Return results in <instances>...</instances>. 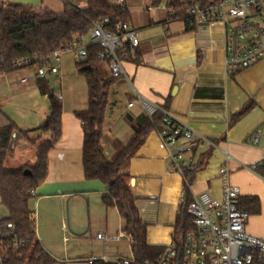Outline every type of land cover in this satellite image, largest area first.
<instances>
[{"label":"crops","instance_id":"obj_1","mask_svg":"<svg viewBox=\"0 0 264 264\" xmlns=\"http://www.w3.org/2000/svg\"><path fill=\"white\" fill-rule=\"evenodd\" d=\"M0 1L58 13L69 6L87 7L85 0ZM159 4L160 0H126L129 22L140 44L136 55L124 61L125 74L113 79L108 88L104 154L113 159L136 129L147 124L148 115L137 101L140 93L206 138L179 142L195 146L181 153L182 161L202 163L187 191L186 179L172 167L170 152L178 149L164 145L157 127L149 130L125 167L140 218L147 226V243L163 248L183 241L177 229L182 209L201 192L222 198L224 181L219 170L227 161L229 181L238 187L240 207L247 213L246 229L264 237V176L256 170L264 161V58L229 73L223 24L196 22L189 28L184 20L170 19ZM78 61L74 52H66L60 72L41 77L61 99L62 123L61 135L48 151L47 174L30 201L36 237L55 259L51 264L83 260L120 264V259H134L132 238L124 231L119 210L103 203L107 185L84 174V129L77 112L89 106V86ZM98 67L104 77H111L107 61ZM35 74V66L0 72V128L15 126L4 158L7 168L35 165L38 144L51 136L41 128L50 114V100ZM25 76L28 81L22 80ZM248 104L251 109L234 119ZM256 132L260 138L253 143L251 136ZM8 216L0 195V222ZM98 233H123V237L104 240Z\"/></svg>","mask_w":264,"mask_h":264},{"label":"trees","instance_id":"obj_2","mask_svg":"<svg viewBox=\"0 0 264 264\" xmlns=\"http://www.w3.org/2000/svg\"><path fill=\"white\" fill-rule=\"evenodd\" d=\"M86 8L69 6L63 12L49 9L36 10L33 7L18 3L0 1V63L1 71L12 69L13 61L35 52L52 57L57 52L75 41L83 40L90 33L93 24L99 18L109 17L108 27L115 29L119 23L129 22L126 8L113 3L112 0H85ZM213 0H167L173 8L170 19L184 20L189 28L194 27L195 20L185 14L187 6L207 4ZM103 48L97 44H88L85 59L78 61V68L84 74L89 86V106L77 112L83 121L84 144L83 165L84 174L88 179H98L107 185L102 196L106 207H116L124 221V231L132 238L133 263L142 264L154 261L165 247H155L147 243V226L140 218L136 207V197L128 183V174L124 171L129 160L144 143L152 127H157L162 120L158 112L149 117L142 128L136 129L131 141L122 147L111 160L106 158L102 146L103 123L108 102V88L113 77H104L98 63ZM39 86L50 100V114L42 126L44 134H50V139L38 144V158L33 166L7 168L4 158L8 151L14 124L0 128V195L2 202L9 211V216L0 222V226L11 222L14 230L9 235L0 237V264H51L55 259L44 249L36 237V225L30 201L34 189L44 180L48 168V151L61 135L62 102L48 86L47 80L39 79ZM252 107L248 104L234 117L237 119L246 114ZM193 146L192 149H194ZM202 166L191 162L185 167L187 185L193 182L195 171ZM28 170L29 172H26ZM258 173L264 176V162L256 167ZM182 209L178 219L179 233L185 238L188 230L194 228L193 216L188 212V206ZM183 238V241H184ZM182 242H175L182 250ZM24 245H21V244ZM102 264V263H101Z\"/></svg>","mask_w":264,"mask_h":264},{"label":"built area","instance_id":"obj_3","mask_svg":"<svg viewBox=\"0 0 264 264\" xmlns=\"http://www.w3.org/2000/svg\"><path fill=\"white\" fill-rule=\"evenodd\" d=\"M126 8V0H112ZM160 7L169 15L174 11L167 0H160ZM185 14L196 22H219L225 27V65L229 73L249 68L264 58V0H213L207 4L186 7ZM109 17L99 18L90 31L89 44L103 48L100 59L107 61L111 75L115 78L125 74L124 61L134 57L140 44L138 32L130 22H122L115 29L108 27ZM87 46L83 40L75 41L52 57L39 52L23 56L13 61L12 69L36 67V78L47 74H58L64 53L74 52L79 60L85 59ZM3 58L0 57V63ZM1 72V70H0ZM28 81L29 77L22 78ZM137 101L149 117L162 113L158 124L159 135L164 145L177 147L178 152H170L172 167L187 181L181 153L191 151V143L179 144L182 138L205 141L206 138L194 134L184 127L172 113L146 97L137 93ZM134 102H130V106ZM259 133L251 136V141H259ZM229 159V157H228ZM264 162V161H263ZM224 181L221 199L213 198L208 192H201L190 202L188 212L193 216L194 228L185 234L182 250L172 242L165 246L154 261L142 264H264V237L249 233L246 229L247 213L239 203V189L229 181L228 161L220 167ZM14 230L11 222L0 226V237ZM104 240H120L123 233H98ZM21 245H24L23 243ZM120 264H132L133 259H120Z\"/></svg>","mask_w":264,"mask_h":264},{"label":"rangeland","instance_id":"obj_4","mask_svg":"<svg viewBox=\"0 0 264 264\" xmlns=\"http://www.w3.org/2000/svg\"><path fill=\"white\" fill-rule=\"evenodd\" d=\"M83 42L85 43V44H89V42H90V33H87L84 37H83ZM8 152V151H7ZM7 154V153H6ZM6 164V163H5ZM6 165H8V164H6ZM64 264V263H63ZM66 264H92V263H89L87 260H83V261H81V262H79V261H76V262H68V263H66Z\"/></svg>","mask_w":264,"mask_h":264},{"label":"water","instance_id":"obj_5","mask_svg":"<svg viewBox=\"0 0 264 264\" xmlns=\"http://www.w3.org/2000/svg\"><path fill=\"white\" fill-rule=\"evenodd\" d=\"M26 172H29L28 170H26Z\"/></svg>","mask_w":264,"mask_h":264}]
</instances>
